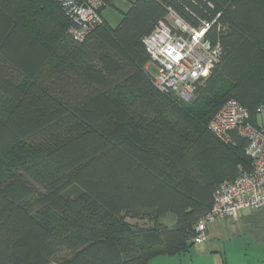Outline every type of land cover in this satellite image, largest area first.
Instances as JSON below:
<instances>
[{
	"label": "trees",
	"instance_id": "1",
	"mask_svg": "<svg viewBox=\"0 0 264 264\" xmlns=\"http://www.w3.org/2000/svg\"><path fill=\"white\" fill-rule=\"evenodd\" d=\"M169 9L195 27L215 19L220 57L189 103L146 69L142 38ZM101 16L79 42L60 0H0V264L186 252L216 185L248 167L246 141L208 124L232 98L258 125L264 0H133L116 25Z\"/></svg>",
	"mask_w": 264,
	"mask_h": 264
},
{
	"label": "built area",
	"instance_id": "2",
	"mask_svg": "<svg viewBox=\"0 0 264 264\" xmlns=\"http://www.w3.org/2000/svg\"><path fill=\"white\" fill-rule=\"evenodd\" d=\"M74 24L68 33L75 41H83L102 22L101 0H60ZM213 20H202L192 26L169 9L165 19L142 38L150 61L156 65L153 83L162 92H172L184 101L194 93L195 83L207 77L220 57V44L208 32ZM264 110V104L256 112ZM210 132L227 144L235 137L243 138L248 167L239 164L233 179L220 181L213 193L209 209L196 221L192 242L209 239L208 223L216 218L235 216L243 209L264 207V124L254 125L248 110L235 99H228L208 124Z\"/></svg>",
	"mask_w": 264,
	"mask_h": 264
},
{
	"label": "rangeland",
	"instance_id": "3",
	"mask_svg": "<svg viewBox=\"0 0 264 264\" xmlns=\"http://www.w3.org/2000/svg\"><path fill=\"white\" fill-rule=\"evenodd\" d=\"M130 1L133 0H111V4L103 8L102 15L109 25L114 26L118 23L121 18V12L129 9ZM146 69L152 76L157 74L156 65L151 61L148 62ZM191 100L192 98L185 102L189 103ZM256 121L260 125L264 124V110L257 114ZM131 221L136 222L134 219ZM138 222L141 223L140 221ZM163 222L171 226L173 217L166 215L163 217ZM230 239L224 240V243L227 244V255L230 259V264H264V243L256 246H242L238 245L236 240ZM207 241L201 244L194 243L189 251L185 253L152 257L145 264H225L222 258L224 256L223 250L220 248L210 250L204 247ZM224 257H226V254Z\"/></svg>",
	"mask_w": 264,
	"mask_h": 264
},
{
	"label": "crops",
	"instance_id": "4",
	"mask_svg": "<svg viewBox=\"0 0 264 264\" xmlns=\"http://www.w3.org/2000/svg\"><path fill=\"white\" fill-rule=\"evenodd\" d=\"M102 13L103 11H101V14ZM207 233L209 240L204 247H207L210 250H213V248L222 249L224 256L226 254V257L222 255L223 262L225 264H230V259L227 255V244L224 243V240L231 238L230 240L234 239L238 245L240 244L242 246H256L264 243V207L257 210L243 209L235 216L216 218L208 223Z\"/></svg>",
	"mask_w": 264,
	"mask_h": 264
}]
</instances>
